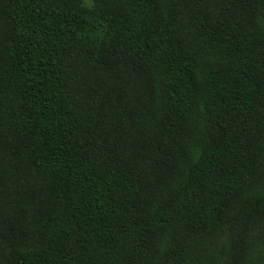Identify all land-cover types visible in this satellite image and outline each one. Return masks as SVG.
Wrapping results in <instances>:
<instances>
[{"label": "trees", "instance_id": "obj_1", "mask_svg": "<svg viewBox=\"0 0 264 264\" xmlns=\"http://www.w3.org/2000/svg\"><path fill=\"white\" fill-rule=\"evenodd\" d=\"M0 264H264V0H0Z\"/></svg>", "mask_w": 264, "mask_h": 264}]
</instances>
